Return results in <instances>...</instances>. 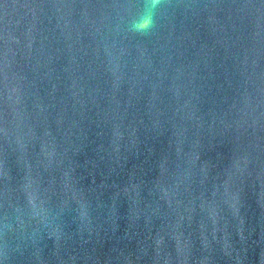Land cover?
<instances>
[{
	"label": "water",
	"instance_id": "95a60500",
	"mask_svg": "<svg viewBox=\"0 0 264 264\" xmlns=\"http://www.w3.org/2000/svg\"><path fill=\"white\" fill-rule=\"evenodd\" d=\"M0 0V264H264V0Z\"/></svg>",
	"mask_w": 264,
	"mask_h": 264
},
{
	"label": "clouds",
	"instance_id": "9594fccd",
	"mask_svg": "<svg viewBox=\"0 0 264 264\" xmlns=\"http://www.w3.org/2000/svg\"><path fill=\"white\" fill-rule=\"evenodd\" d=\"M161 0H147L145 13L140 17L139 21L133 24V28L137 31H146L154 25V10Z\"/></svg>",
	"mask_w": 264,
	"mask_h": 264
}]
</instances>
